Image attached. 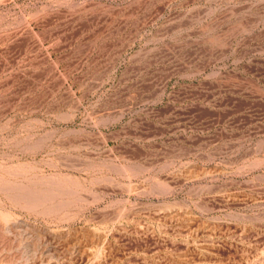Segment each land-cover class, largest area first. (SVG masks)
Returning <instances> with one entry per match:
<instances>
[{
  "label": "rangeland",
  "instance_id": "obj_1",
  "mask_svg": "<svg viewBox=\"0 0 264 264\" xmlns=\"http://www.w3.org/2000/svg\"><path fill=\"white\" fill-rule=\"evenodd\" d=\"M0 264H264V0H0Z\"/></svg>",
  "mask_w": 264,
  "mask_h": 264
}]
</instances>
